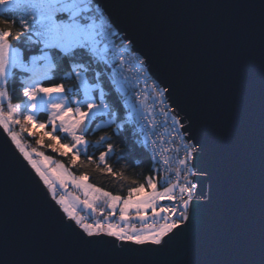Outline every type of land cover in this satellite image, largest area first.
<instances>
[{
  "label": "snow or ice",
  "instance_id": "snow-or-ice-1",
  "mask_svg": "<svg viewBox=\"0 0 264 264\" xmlns=\"http://www.w3.org/2000/svg\"><path fill=\"white\" fill-rule=\"evenodd\" d=\"M0 6L23 12L19 19L0 20V23L7 26L5 29H0V127L3 133L10 137L12 145L18 150L23 161L35 171L32 179L45 197L46 207L59 220L62 229L81 252H95L124 258L144 251L143 247L125 246L131 244L154 246L151 251L160 254L170 251L172 243L178 237H182L191 247V257L183 264H264V49H262L261 61V179L257 258L251 246V237L242 227L225 232L217 231L210 226L201 228L202 212L219 198L218 179L221 173L217 159L219 146L216 138L208 130L201 134L198 128L200 119L197 115L200 106L193 101L189 90L181 94V85L173 76L171 82L165 80H160L159 84L153 82L149 94L152 96L153 109L157 102L162 106L160 115L164 117L163 126L166 130L170 129V134H175L172 142L175 143L177 137L183 140L186 133L195 141L193 144L183 145L185 155L179 160L182 168L175 173L178 182H166L161 185L162 190L158 191L157 182L149 177L147 187L153 191L143 198L133 199L134 194L139 197L144 192L145 185L141 184L131 189L127 198H122L91 184L83 183L88 179L87 176L80 179L72 176L75 187L83 189L86 198L81 200L78 196L71 199L64 195L58 196V189L67 187L65 177L71 176V173L65 170L61 172L58 180H54L47 167L38 163L33 154L21 143L11 127V123L23 127L21 120L14 117V114L21 109L20 104L8 102L7 115L4 113L3 103L9 100V93L4 90L3 85L13 69L18 68L24 73H31L24 81L23 96L29 103L25 105L26 114L23 119L35 122L38 112H49L47 122L37 123V127H50L51 131H46L45 134L52 136L53 140L60 139L57 133L64 134L65 139L70 138V143H64L61 147L74 152L76 157L81 155L82 146H87L86 136L90 131L111 127L113 124L114 131L118 132L125 125L135 123L144 131L145 143H147L156 128V114L153 109L141 111L133 108V112L136 113L135 118H121L118 115L119 110L110 101L109 95L113 85L126 91L130 87H137L140 77L132 81L126 75L128 62L125 60V54L131 52V40L129 44L124 45L123 51H116L114 56L110 55L108 41L114 35L115 21L111 19V13L107 12L99 0H0ZM13 28L20 30L13 34ZM260 34L264 45V5L261 6ZM11 41L27 44L33 53L39 55H33L32 64L27 65L21 59L20 52L12 48ZM60 61L66 62L69 69L66 77L61 79H74L78 82L77 86L65 88L63 83L41 86L40 81L48 80L50 74L58 69ZM37 62L43 63L38 65ZM137 66V71H144V59L137 57ZM147 79L145 72V84ZM106 82H110L107 92L104 87ZM161 84L163 87L160 86ZM81 93L82 98L76 99ZM66 97H72V102L69 103ZM174 97L175 103L169 107L167 102ZM169 111L172 115H169ZM100 117L107 119L102 123H96L93 129L91 125ZM118 120L120 122H117ZM168 121H171V124H168ZM110 139L111 137L103 135L96 141L97 145L106 144V151L100 152L98 157L100 164H103V168L97 165L101 172L112 173L111 167L106 163V158L114 154V145L109 142ZM152 144L155 146L156 141L153 140ZM52 150L57 151L55 148ZM44 159L50 161V157ZM193 159L201 162L198 170L207 175L208 182L213 186L208 197H204L202 190L205 181L189 179L190 175L195 174L193 169L196 166L190 164ZM93 163H95L93 158L88 156L86 164ZM163 163L168 165L169 160L165 158ZM61 167L57 165L56 171ZM182 175L183 183H179ZM165 180L167 181V178ZM41 181L47 189L46 192L40 188ZM49 195L50 201L47 199ZM197 196L204 197L207 202L193 204ZM158 201H168L169 205L158 204ZM98 202L103 203L104 207L100 208ZM148 210H151L154 223L147 221ZM82 211H89L91 217H95L99 211L102 220L93 219L87 222L89 217L82 215ZM117 211L119 223L112 222L111 219L116 216ZM133 211L146 227L137 229L125 226ZM176 229H179V232L175 231ZM104 237L112 239H103ZM114 241H119L121 244L117 245ZM209 245L215 246L217 250L227 248L230 252L229 257L220 260L209 259L206 253V247ZM0 248L5 255L10 248H16V245L9 243L6 227L0 233ZM2 264H5V260ZM9 264H32V262L13 259ZM71 264H110V262L83 260L73 261Z\"/></svg>",
  "mask_w": 264,
  "mask_h": 264
},
{
  "label": "water",
  "instance_id": "water-1",
  "mask_svg": "<svg viewBox=\"0 0 264 264\" xmlns=\"http://www.w3.org/2000/svg\"><path fill=\"white\" fill-rule=\"evenodd\" d=\"M99 2L111 13L117 33L125 41L131 40L132 50L145 59L157 82H171L173 76L181 85L182 95L185 90L191 92L193 101L200 106L197 115L201 134L208 130L217 140L219 198L202 212L201 228L210 226L225 232L242 227L250 235L258 258L264 49L260 16L264 0ZM169 102L173 106L175 97ZM189 136L187 133L185 138L193 141ZM200 164L199 160H192L196 166L193 181H205L202 190L208 197L213 186L207 175L198 170ZM34 176L35 171L23 161L0 127V233L6 227L10 245H16L7 255L0 248V264L3 260L9 264L13 259L29 260L32 264L83 260L183 264L191 257V247L182 237L172 243L170 251L160 254L151 251L154 246L131 244L125 246L143 247L144 251L124 258L81 252L46 207L45 197L33 182ZM39 183L46 192L43 182ZM204 197L197 196L193 204L206 203ZM47 199L50 201L51 196ZM206 253L209 259L216 260L230 255L227 248L217 250L212 245L206 247Z\"/></svg>",
  "mask_w": 264,
  "mask_h": 264
},
{
  "label": "trees",
  "instance_id": "trees-1",
  "mask_svg": "<svg viewBox=\"0 0 264 264\" xmlns=\"http://www.w3.org/2000/svg\"><path fill=\"white\" fill-rule=\"evenodd\" d=\"M22 15L23 12L19 9L9 10L6 6H0V20L5 18L19 19ZM6 27L5 24L0 23V29H5ZM19 30V28H13V34ZM11 44L20 49L22 58L25 62H31L33 55H39V53H33L30 46L27 44H17L15 41H11ZM42 63L43 62H39V65ZM68 71L67 63L60 61L58 69L50 74L49 79L40 81L41 86H52L56 83H63L65 88L76 87L78 84L76 80L67 78L61 79L66 77ZM23 74L24 73L21 70L13 69L6 82L9 99L12 103L17 104L26 100V97L23 96V87L25 86L24 81L27 80V78H24ZM52 77H56V79H52ZM109 84L110 82L104 84L106 92L108 91ZM96 94L98 95V92ZM109 99L115 104L116 109L119 110V117L128 118L129 108L126 104V97L122 95L114 85L112 86ZM48 115L47 112L41 111L38 114V119L41 123H46ZM104 120H106V117L98 118L91 127L94 129L96 123H101ZM45 130L51 131L50 127H46ZM114 130L115 125L113 124L111 127H104L97 129L96 131H90L86 136V140L88 141L87 146L83 147L79 157H76L74 152L69 150H66L61 154L53 152H47V154L55 156L72 172V174L76 176H87L94 186L104 191H108L113 195H119L122 198H127L128 192L133 188L139 187L141 184L145 185L143 193L153 191L151 188L147 187V179L149 177H152L154 182H157V190H162L161 185L166 182H174L173 179L160 171L158 165L151 156L148 145L139 133L138 127L135 123L125 125L118 132H115ZM57 135L60 136V139L55 140V142L59 141L61 144L70 143V138L65 139L64 135L60 133H57ZM103 135L111 137L109 142L114 145V154L106 158V163L111 167L112 173L106 171L101 172L97 167V165H99L100 168H103V164H100L98 157L100 152L106 151V144H96V141ZM26 139L30 148H34L35 145L38 144L37 138L30 140L27 137ZM46 139L47 144L55 143L48 140V138ZM88 156H91L95 163L86 164ZM165 178H167V181Z\"/></svg>",
  "mask_w": 264,
  "mask_h": 264
},
{
  "label": "built area",
  "instance_id": "built-area-1",
  "mask_svg": "<svg viewBox=\"0 0 264 264\" xmlns=\"http://www.w3.org/2000/svg\"><path fill=\"white\" fill-rule=\"evenodd\" d=\"M114 35L110 38L108 41L109 43V49H110V55H115L116 51H123V47L125 44H129V41H125L122 39V36L117 33L115 28L113 27ZM117 36V37H116ZM132 45V44H131ZM137 57H140L144 59L142 56H140L138 53H135L132 50L131 52L125 54V60L128 62L126 65V75L130 77L132 81H136L137 77H140L139 84L135 88H129V97L133 101V103L137 106L138 109L141 111H146L147 109H153L152 105V96L149 94V91L151 89V85L153 82L159 84L150 74L148 70V64L146 63L145 59V70L144 71H137ZM147 64V65H146ZM147 75V84L144 82V75ZM161 86V85H160ZM162 87V86H161ZM137 96H139V99H137ZM169 107L170 102H167ZM161 107L159 103L157 102L156 107L153 109V111L156 114V128L154 130V134H151V139L148 140L146 143L150 149L151 156L153 160L158 165L160 171L173 179L175 182H178L176 179V171L181 169L182 166L179 164V160L184 158V143L187 144H193L194 142L191 140H187L185 136H187V133L184 135L183 140H181L179 137L176 138L175 143L172 142L174 133L170 134V129H167L163 126L164 125V117L160 115ZM168 110V109H165ZM169 115H172V112L169 111ZM168 124H171V121H168ZM138 127V126H137ZM139 133L142 135L144 141H145V133L142 131L140 127H138ZM182 131V129H181ZM151 133V130H149ZM155 140L156 144L155 146L152 144V141ZM167 158L169 160V164L165 165L163 163V159ZM190 164H192V161H190ZM194 173L196 175V169L194 170ZM186 174V173H185ZM194 175H190L189 179L193 180ZM179 183H183V175L180 177ZM178 194V193H177ZM58 195H64V193L58 189ZM159 204H165L169 205L168 201H159ZM119 213L116 214L115 217H112V222L119 223ZM93 219H101L100 214L98 212L97 218H89V221ZM148 223H154L153 220H149ZM128 227H146L145 224H142L141 222L137 221H129L127 223Z\"/></svg>",
  "mask_w": 264,
  "mask_h": 264
},
{
  "label": "rangeland",
  "instance_id": "rangeland-1",
  "mask_svg": "<svg viewBox=\"0 0 264 264\" xmlns=\"http://www.w3.org/2000/svg\"><path fill=\"white\" fill-rule=\"evenodd\" d=\"M11 46H12L13 49L18 50L20 52V54H21V51H20L19 48L13 46L12 44H11ZM21 59L23 60L22 55H21ZM24 63L27 64V65H31L32 61L29 62V63L24 61ZM37 63L39 65V62H37ZM16 69H18V68H16ZM41 71H43V69H41ZM10 75H11V73L8 75L6 81H5L4 85H3L4 90H6L7 92H8V90L6 88V82H7L8 78L10 77ZM30 75H31V73H24L23 74L24 78H27V79L29 78ZM117 90L122 95H124L126 97V104H127L128 108H129L128 118H135L136 113L133 112V108H137V106L133 103V101L129 97V94H128L129 93V89H127L125 91V90H121V89L117 88ZM82 95L83 94L81 93V96L76 97V99H81ZM66 99L69 101V103L72 102V97H66ZM8 102H10V99L8 101H4V103H3V110H4L5 115H7V104H8ZM28 103L29 102H28L27 98L23 102L17 103V104L21 105V109L17 113L14 114V117L16 119H20L21 120V123H22L23 127H21V125H16V124L10 122L12 130L17 133L18 138L21 140V143L27 148V150L33 154L34 159H36V161L38 163H40L42 166H46L47 167V169L49 170V172L52 175L54 180H58L61 172L65 171V170L67 172L71 173V176H66L65 177V179L67 181V187L64 188V189H59V190H61L64 193V196H66L69 199H71L72 197H76V196L80 197L81 200L85 199L86 197L84 196L83 189L75 187V185H74V183H73V181L71 179L72 176H75L77 179H80L83 176H76V175L72 174V172L61 161H59L55 156L47 154V152H53V153H56V154H61V153L65 152L68 149L67 148H62L61 147L62 144L59 141L55 142V140L52 139V136L46 135L45 134L46 133L45 128H38L37 127V123H41L40 120L38 119V114L40 112L37 113V120L35 122H28V121H25L23 119V116L26 114L25 105H27ZM12 104H16V103H12ZM44 112H47V111H44ZM47 113L50 114L49 112H47ZM117 122H120V121H117ZM27 137L30 140H33V139L37 138L38 144H36L34 148H30V145H29V143H28V141L26 139ZM46 138H48V140H50L52 142H55V143L47 144V139ZM83 147L84 146H82V149H83ZM53 148L57 149V151L54 152L52 150ZM38 153H39V155H38ZM44 157H50V161H46L44 159ZM57 165H61L62 166L59 171H56ZM83 183H87V184L93 185L89 181V179L83 181ZM173 183H177V182L174 181ZM94 187H96V186H94ZM151 192L142 193V194H140L139 197H137V195H134L133 199L143 198L144 196L148 195ZM90 196H91V194H89V197ZM98 203H99V207L100 208L104 207L103 203H100V202H98ZM158 204H159V201H158ZM80 207H81V209L83 208L82 205ZM98 212L99 211H97V213L95 214V217H91L89 211H82L81 214L85 215V216H88L89 218H97L98 217ZM117 213H119V212L117 211ZM146 217H147V221L153 220L152 219L151 210H148V212L146 214ZM129 221L140 222L139 219L135 216L134 211L130 213ZM135 228L141 229L143 227H135Z\"/></svg>",
  "mask_w": 264,
  "mask_h": 264
}]
</instances>
